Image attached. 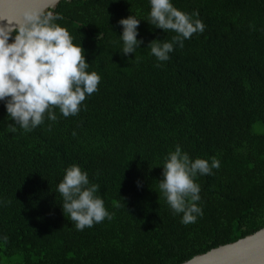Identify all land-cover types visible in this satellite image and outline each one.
I'll use <instances>...</instances> for the list:
<instances>
[{
    "label": "trees",
    "instance_id": "obj_1",
    "mask_svg": "<svg viewBox=\"0 0 264 264\" xmlns=\"http://www.w3.org/2000/svg\"><path fill=\"white\" fill-rule=\"evenodd\" d=\"M171 3L198 12L205 29L167 61L149 45L176 33L148 21L150 0H62L52 10L100 83L77 115L55 108V122L46 112L28 132L0 101V264H183L264 227V0ZM129 16L143 43L125 55L119 21ZM177 145L220 163L194 177L203 214L187 225L159 189ZM72 165L99 185L111 220L81 231L64 213L57 189Z\"/></svg>",
    "mask_w": 264,
    "mask_h": 264
},
{
    "label": "clouds",
    "instance_id": "obj_2",
    "mask_svg": "<svg viewBox=\"0 0 264 264\" xmlns=\"http://www.w3.org/2000/svg\"><path fill=\"white\" fill-rule=\"evenodd\" d=\"M150 4L148 21L166 32L176 33L171 42L155 40L150 43L151 55L158 61H167L174 45L183 48L185 39L205 29L200 19H192L199 15L198 12L190 16L174 7L171 0H150ZM58 19L62 17L52 10L25 12L22 19H7L8 25L0 26V101H7L9 117L26 132L41 125L46 112L48 119L55 122V108L64 117L77 115L86 96L96 92L100 83L96 72L86 71L89 64L84 49L73 43L66 28L54 22ZM119 24L123 26L122 53L136 52L143 43L137 39L140 20L129 16L121 19ZM13 33L15 37L10 43ZM101 38L102 33L99 34ZM160 66L159 63L156 65ZM9 128L13 132L16 130L13 125ZM219 167L216 157H212L211 163L200 158L191 160L179 145L165 158L164 179L160 181L159 189L174 213L183 214L182 223H195L197 214H203L197 206L200 186L194 177L198 173L209 175L212 169ZM98 189L99 185L89 186L88 174L78 165L67 168L59 182L57 191L63 197V211L77 230L113 218L103 199L94 195Z\"/></svg>",
    "mask_w": 264,
    "mask_h": 264
},
{
    "label": "water",
    "instance_id": "obj_3",
    "mask_svg": "<svg viewBox=\"0 0 264 264\" xmlns=\"http://www.w3.org/2000/svg\"><path fill=\"white\" fill-rule=\"evenodd\" d=\"M61 1L0 0V17L19 20L25 12L55 10ZM7 19H0V26H7ZM183 264H264V227L237 241L198 254Z\"/></svg>",
    "mask_w": 264,
    "mask_h": 264
},
{
    "label": "rangeland",
    "instance_id": "obj_4",
    "mask_svg": "<svg viewBox=\"0 0 264 264\" xmlns=\"http://www.w3.org/2000/svg\"><path fill=\"white\" fill-rule=\"evenodd\" d=\"M261 130H264V128H262Z\"/></svg>",
    "mask_w": 264,
    "mask_h": 264
}]
</instances>
